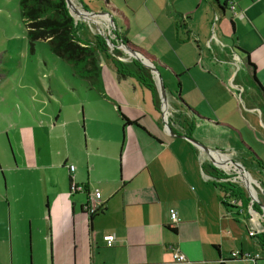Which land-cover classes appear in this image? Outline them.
I'll use <instances>...</instances> for the list:
<instances>
[{"label":"crops","instance_id":"crops-1","mask_svg":"<svg viewBox=\"0 0 264 264\" xmlns=\"http://www.w3.org/2000/svg\"><path fill=\"white\" fill-rule=\"evenodd\" d=\"M139 2L135 7L123 0L131 9L127 17L125 7L115 0H96L95 7L91 0H78L82 11L109 12L110 16L97 17H111L128 40L132 29L144 35L141 41L149 48L136 46L137 51L150 63L158 60L168 72H161L168 96L166 114L159 78L152 88L142 84L150 90L152 103L146 95L129 102L130 88L123 81L130 75L119 76L114 61L124 58L110 52L107 57L113 61L117 79L106 82L102 67L103 93L97 95L102 103L95 106L98 113H107V108L116 112L117 117L110 115L112 131L106 130V118L98 113L92 120L103 127L95 131L92 126L83 143L80 137L71 139L68 133L73 129L63 126L60 114L48 130L39 123L28 125L25 135L19 129L12 140L15 176L6 182L1 172L5 187L0 188V251L7 255H0V260L7 258L10 264H264L257 238L264 231V215L252 209L248 214L226 209L210 174L209 164H214L198 146L178 136L190 135L223 152L213 153L223 169L234 166L225 163L226 155L246 167L247 152L254 153L255 174L247 171L264 193V168L258 162L259 158L264 163V0H221L223 9L216 0ZM82 25L84 35L93 33ZM153 45L165 47L162 56L149 53ZM172 49L173 54L168 52ZM169 61L180 63L176 70L186 81L181 82ZM172 74L179 81L176 92L168 77ZM229 82L234 91H228ZM71 88L75 90L72 84ZM133 90H138L134 84ZM220 90L229 96L238 116L237 123L224 121L237 128L221 122L216 106ZM118 109L137 124L124 126ZM80 118L85 133L83 109ZM244 131L261 144V157L244 141ZM57 133L63 136L62 153L52 146ZM70 165H75L74 171ZM71 183L83 184L87 191L70 192ZM96 190L104 200V211L90 215L88 192L92 196ZM171 209L178 212L177 223L171 219ZM238 217L244 219L243 226ZM254 227L259 234L251 236ZM110 234L116 237L113 246L104 239ZM177 250L186 261L174 260ZM233 252L250 253L253 258H234Z\"/></svg>","mask_w":264,"mask_h":264},{"label":"rangeland","instance_id":"rangeland-1","mask_svg":"<svg viewBox=\"0 0 264 264\" xmlns=\"http://www.w3.org/2000/svg\"><path fill=\"white\" fill-rule=\"evenodd\" d=\"M93 7L96 6V0H91ZM121 7H125L126 14L125 16H131V9L126 7L123 4V0H115ZM129 5H134L135 7L140 4V0H127ZM74 6L79 10L82 8L78 0H74ZM76 4V5H75ZM92 7V8H93ZM81 8V9H80ZM82 11V10H81ZM85 16L78 14L73 11V15L77 22L85 23L90 27L91 31L94 34L103 35L110 46V52H115L118 58L122 57L123 62H130L135 59L128 47L123 43L121 37L118 35L119 31H116V25L112 23L113 19L110 17V20H102L100 17L87 15L85 10L82 11ZM100 12V11H96ZM110 16V15H109ZM85 17V18H84ZM99 21V22H97ZM115 23V22H114ZM127 27V26H126ZM138 30L132 29L129 33V41L135 44L138 48L147 50L149 45L144 41H141L142 38L145 39L143 34H138ZM153 48L150 54L160 55L165 51V47L161 46ZM138 52V51H137ZM169 53H175V49L168 51ZM140 57L146 60L144 55L138 52ZM103 75L106 78V82L112 83L113 80L117 79V71L113 64L112 59L108 58L106 54L103 56ZM176 62H179V59H174ZM139 61V60H138ZM141 62V61H140ZM161 62L167 64L166 61L161 59ZM172 65L173 71L179 76V79L186 81L188 78L182 76L181 73L177 70L179 69L180 63H174V61H169ZM142 63V62H141ZM153 63L158 67L159 72H163L165 75L168 72L164 71V67L159 63L158 60H153ZM168 65V64H167ZM169 66V65H168ZM66 64L61 62V60L53 54L51 46L46 40H37L31 42L27 32V26L23 19L21 12V0H0V188H4V179L2 178L1 172L4 174V178L9 181L15 176V158L13 153V144L14 134L19 130L25 133L28 131V125L30 124H40L42 130H48L50 125L53 123L57 114H60V120L63 123V126H68V131L73 129V131L68 134H71V139L74 136L80 137V143L84 142V135L89 136L90 132L93 130L97 131V127H103V125H98L96 121H93L94 116H98V109L96 104L98 102L102 103V98L95 94L96 92H88L86 89V84L80 79H73L75 90L71 89L72 79L68 78V72L66 71ZM177 69V70H176ZM162 70V71H161ZM172 73V72H171ZM153 80L158 81V76L156 73H152ZM171 82H174V91L180 90L178 87L179 81L176 80V76H168ZM167 77V78H168ZM129 85L130 94L128 96L129 102L139 100L137 96H140V100H143V96L146 95V100L149 103L150 100V90L147 87L143 88L141 82L134 76L130 75L127 81H123ZM131 84V85H130ZM133 84L137 86L138 90H133ZM122 87L123 84H118ZM230 90L234 91V87L229 82ZM142 88L144 90H142ZM189 88L186 84L185 90ZM182 95V91H181ZM220 101L216 104L218 114L222 119L221 122L228 123L233 125L230 122L237 123L238 116L236 111H234L233 104L227 94H224L220 90ZM224 97V98H223ZM184 99V97L182 96ZM239 107L245 112L244 103L239 99ZM131 107V106H129ZM84 110V124H85V133L82 130L83 121L80 118L81 110ZM172 109H170L171 111ZM60 112V113H59ZM98 114L102 115L105 120V126L107 131H112L110 115L116 116L117 114L111 108H107V113L102 111ZM108 115V116H106ZM211 119V118H210ZM213 120V119H212ZM228 120L230 122H226ZM42 122V123H41ZM61 123V124H62ZM98 125V126H97ZM234 126V125H233ZM161 131L168 134L163 125H161ZM236 127V126H234ZM59 128V125L57 126ZM237 128V127H236ZM242 132V131H241ZM58 134V133H57ZM243 134V132H242ZM245 135V137H244ZM244 141L250 145L252 150L256 155L260 156L261 153V144L251 140L249 135L244 131ZM11 138V139H10ZM56 138V144L52 145L57 148L59 153H62L64 150L63 136L58 134ZM246 138V139H245ZM46 139V137H45ZM197 140V139H196ZM199 141V140H198ZM201 142V141H200ZM241 142V141H239ZM41 142H39L40 144ZM54 143V137H53ZM203 143V142H201ZM207 146L205 143H203ZM241 144V143H240ZM256 150H255V149ZM75 149L73 148L72 151ZM82 150V149H81ZM247 159L244 164L247 167V170L254 175L252 162L255 158L254 153H248ZM73 154L71 158H73ZM232 176H236L237 169L232 166ZM221 171L227 174L225 169L222 166H218ZM243 178V177H242ZM239 183L245 188L242 181L238 179ZM246 189V188H245ZM248 192V190L246 189ZM255 194L258 193L259 201L264 204V193L261 191V188L258 189L257 186L252 190ZM249 194V192H248ZM250 196V195H249ZM252 203V202H251ZM257 203V201H254ZM252 204V206H253ZM254 211V210H253ZM241 216V215H240ZM242 221V226L244 225V219L238 217ZM244 231L247 230L244 226ZM0 255H7L6 252L0 251ZM264 263V258L262 259ZM29 261V259H28ZM0 264H10L5 258V261L0 260ZM16 264V263H15ZM29 264V263H27Z\"/></svg>","mask_w":264,"mask_h":264},{"label":"trees","instance_id":"trees-1","mask_svg":"<svg viewBox=\"0 0 264 264\" xmlns=\"http://www.w3.org/2000/svg\"><path fill=\"white\" fill-rule=\"evenodd\" d=\"M216 2L218 3L217 0ZM222 6L219 7L223 9ZM21 12L31 42L37 40L49 42L53 54L66 64V71L68 78L72 79V86H74L73 79L76 77L86 84L88 92H96L95 94L101 95L103 93L102 59L104 54H110V46L106 38L101 34L94 33L84 35L81 32L84 26L81 22L76 21L66 0H21ZM181 23L184 22L181 21ZM118 35L125 45L138 50L124 35L120 33ZM111 54L116 55L114 51ZM114 61L119 76L134 75L141 84L148 88L154 87L150 68L140 61L123 62L115 58ZM118 111L124 126L137 124V121L129 119L120 109ZM258 162L264 168L261 159L258 158ZM209 167L212 171L210 174L216 180L214 182L221 192V201L224 207L228 210L248 214L251 198L246 189L239 182L233 180L232 175L225 174L212 164H209ZM252 208L261 211V202L254 203ZM101 211H104V207L92 215ZM257 238L264 251V231Z\"/></svg>","mask_w":264,"mask_h":264},{"label":"water","instance_id":"water-1","mask_svg":"<svg viewBox=\"0 0 264 264\" xmlns=\"http://www.w3.org/2000/svg\"><path fill=\"white\" fill-rule=\"evenodd\" d=\"M218 3L221 4V0H217ZM67 2V5L68 7L70 8L72 14H73V11H75L76 13L78 14H83L85 16V14L80 11L77 7L74 6V3L72 0H66ZM222 5V4H221ZM87 15H95V16H100V15H110L109 12L107 11H101V12H90V11H87L85 12ZM113 25L115 24L114 23V20L112 21ZM127 46V45H126ZM128 50L130 51L131 55L135 58V59H138L139 61H141L145 66H147L148 68L151 69V71L153 73H156L158 74V78H159V88L161 90V99H162V102H163V112H164V115L166 114V109H167V105H168V96H167V91H166V87H165V84H164V81H163V77L161 75V73L159 72L158 70V67H156L154 65V63H150L148 61H145L143 60L140 55L138 54V52L133 49L132 47L130 46H127ZM165 121L168 125V121L166 120L165 118ZM169 129V131L171 132L172 134V130L171 128L167 127ZM174 135V134H172ZM178 136H181L185 139H188L190 140L192 143H194L196 146H198L202 151H204L209 159L211 160V162L216 165V166H222V164L214 157L213 153L217 152L218 154H222L223 152L219 151V150H215V149H212L208 146H205L203 143H201L200 141L196 140L195 138L191 137L190 135H178ZM229 161L232 162V164L235 166L237 170V174H236V178H238L240 181H242V183L244 184L245 188L248 190L249 192V195H250V198H251V204H253L254 201H257V203H260L259 201V197H258V194L255 192L252 191L254 189V187L257 185L256 181L251 177L250 173L247 171L246 167L244 165H242L241 163H239L238 161L234 160L232 157H229L228 160L225 161V163L229 164ZM248 174V175H247ZM243 177V178H242ZM70 192H73L72 191V186L70 185ZM262 215H264V204L261 203V211H259Z\"/></svg>","mask_w":264,"mask_h":264},{"label":"built area","instance_id":"built-area-1","mask_svg":"<svg viewBox=\"0 0 264 264\" xmlns=\"http://www.w3.org/2000/svg\"><path fill=\"white\" fill-rule=\"evenodd\" d=\"M223 155V154H221ZM228 158L231 157V155H226ZM223 168H225L224 166H222ZM75 165H70V169L72 171L75 170ZM232 169L233 167L231 166L230 168H226L225 172L228 174V175H231L232 173ZM233 180L238 181V178H236L235 176L232 178ZM71 186H72V191L73 192H86L87 191V187L83 184H75V183H71ZM102 207H104V200L101 199L99 197V193H98V190L95 191V193L91 196L90 192H88V203L86 205V211L89 213V214H94L96 213L97 211H99ZM250 209L253 210L252 208V204L250 205ZM170 215H171V219L173 221V223H177L178 221V212L175 210V209H171L170 211ZM259 234V230L258 228H252L250 230V235L251 236H255V235H258ZM115 235L114 234H110V235H106L104 237L105 241L107 242V245L108 246H113L114 243H115ZM261 256L260 253H257L256 255V258H259ZM232 257L234 258H239V259H251L253 258V256L250 254V253H238V252H233L232 253ZM173 258L175 261L177 262H184L186 261V256L181 253L179 250L175 251L174 252V255H173Z\"/></svg>","mask_w":264,"mask_h":264},{"label":"flooded vegetation","instance_id":"flooded-vegetation-1","mask_svg":"<svg viewBox=\"0 0 264 264\" xmlns=\"http://www.w3.org/2000/svg\"><path fill=\"white\" fill-rule=\"evenodd\" d=\"M234 177V176H233ZM253 210H255V209H253ZM256 211V210H255Z\"/></svg>","mask_w":264,"mask_h":264}]
</instances>
